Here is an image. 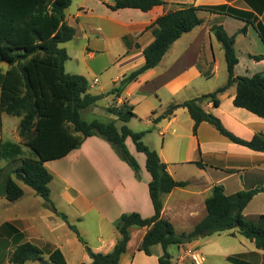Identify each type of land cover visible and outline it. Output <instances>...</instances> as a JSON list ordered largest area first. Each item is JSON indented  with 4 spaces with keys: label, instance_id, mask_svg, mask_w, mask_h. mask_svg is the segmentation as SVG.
Here are the masks:
<instances>
[{
    "label": "crops",
    "instance_id": "obj_1",
    "mask_svg": "<svg viewBox=\"0 0 264 264\" xmlns=\"http://www.w3.org/2000/svg\"><path fill=\"white\" fill-rule=\"evenodd\" d=\"M164 1L169 3L167 7L156 6L145 12L135 8L113 10L112 0H72L66 10V22L76 34L74 39L63 43L70 56L65 70L84 76L91 94L106 95L101 100L113 96L114 106H106L107 109L132 108L136 117L126 124L132 131L144 132L143 139L149 134L158 138V142L153 143L157 148L152 149L158 152L176 181L188 182L186 187L175 188L162 197L163 218L174 225L177 234L191 231L206 218V201L216 186H222L229 196L261 189L244 211L246 218L254 220L264 214V152L233 142L208 122L201 123L194 133L195 122L189 111L178 105L211 94L228 82L225 50L211 32L214 26H222L229 36L235 37L239 59L235 67L237 77L264 73V58H253L264 56V42L255 25L201 11L199 16L203 23L175 41L158 66L127 84L120 94L109 93L123 77L145 64L144 51L156 38L154 23L176 4L227 5L252 13L255 24L264 28V0ZM68 63L72 64L69 70ZM0 70L5 72L8 67L4 69L0 65ZM236 93V86H231L218 97L217 107L211 99L201 106L238 138L245 141L255 136L264 138V118L236 107ZM98 103L93 108L97 109ZM6 115L0 114V153L3 143H12L21 146L23 155L16 161L0 158V264H12L13 253L26 243L41 249L46 261L59 250L67 264H91L85 246L69 224L77 227L94 253L108 254L120 239L117 223L122 215L154 216L149 189L152 176L147 170L146 154L137 150L131 137L126 139L130 153L140 166L137 173L110 142L91 136L67 156L45 164L53 176L49 184L51 200L57 211L67 216L69 223L66 222L31 187L16 178L14 171L21 165L22 158L32 156V150L22 143L19 135L21 118L5 120ZM108 119L116 121L119 128L124 125L111 113ZM199 162L204 166H199ZM10 175L24 190V195L15 202L6 197ZM147 231V227L130 228V240L118 264H158L164 253L160 245L153 246L150 255L139 250ZM217 234L241 235L237 230ZM200 241L177 246L176 256L170 253V247L172 263L192 264L186 251L200 250ZM240 244L243 251L238 254L239 259L246 264H264V250L247 238Z\"/></svg>",
    "mask_w": 264,
    "mask_h": 264
},
{
    "label": "trees",
    "instance_id": "obj_2",
    "mask_svg": "<svg viewBox=\"0 0 264 264\" xmlns=\"http://www.w3.org/2000/svg\"><path fill=\"white\" fill-rule=\"evenodd\" d=\"M112 1L114 5L110 7L113 10L135 8L147 12L156 6L169 5L164 0ZM71 2L72 0H0V63L8 65L7 71L0 72V114L21 118L19 135L22 143L32 150V156L22 158L21 165L14 171L16 178L31 187L54 212L68 222L67 216L59 213L51 200L49 184L53 176L45 164L67 156L79 148L86 138L100 136L110 142L121 158L138 173L140 166L126 145V139L131 137L137 150L147 156V170L152 176L149 189L155 214L151 218H143L138 213L122 215L117 223L120 239L113 252L108 254L94 253L77 227L69 224L85 246L92 259L91 264H118L126 251L130 228L133 226L148 228L139 250L150 255L153 246L160 245L163 248L164 253L158 264H176L172 263V256L168 251L172 246L192 243L201 237L230 230H237L254 242L258 249L264 250V214L254 220L244 215L245 209L261 189L229 196L222 186L214 187L212 195L206 201V218L191 231L179 235L174 225L163 218L162 197L175 188L186 187L188 182L176 181L158 152L143 142L145 133L134 132L126 125L136 117L132 108L107 109L109 113L117 116L118 121L124 123L121 128L116 125V121H87L82 118L84 110L95 106L106 95L91 94L89 82L84 76L69 74L65 70L70 56L61 44L71 41L76 34L75 29L66 22V10ZM201 11L227 15L251 23L255 25L264 42V28L255 24L256 19L252 13L227 5L203 7L176 4L154 23L153 27L157 29L156 38L144 51L145 64L123 77L109 94H120L127 84L158 66L175 41L203 23L199 16ZM211 32L225 50L228 82L215 92L188 100L178 107L189 111L195 122L194 133L201 123L208 122L233 142L264 152V138L255 136L251 141L238 138L224 127L219 118L206 112L201 106L202 102L211 99L217 107L218 97L235 85L237 93L234 105L264 118V73L252 77H237L235 67L239 59L235 50V37L229 36L222 26H214ZM253 58L261 60L264 56ZM22 155L20 145L3 143L1 146V159L16 161ZM197 164L204 166L200 162ZM23 195V188L10 175L6 184L7 199L15 202ZM229 260L235 264H246L239 257L232 256ZM27 261L67 264L61 251H54L50 255V261H46L41 249L31 243L19 246L10 258L12 264H25Z\"/></svg>",
    "mask_w": 264,
    "mask_h": 264
},
{
    "label": "rangeland",
    "instance_id": "obj_3",
    "mask_svg": "<svg viewBox=\"0 0 264 264\" xmlns=\"http://www.w3.org/2000/svg\"><path fill=\"white\" fill-rule=\"evenodd\" d=\"M61 47H65V44H63ZM0 65L6 69L8 67L5 63H0ZM72 65L71 63L67 64V70H69V66ZM0 72H3L0 70ZM114 97L111 96L108 98V100H101L98 103L97 109L91 107L82 112V118L87 121H93V120H101L103 122H109L108 119L109 113L105 111L106 106H114ZM107 110V108H106ZM5 120H12V121H18L19 119L12 116H5ZM153 132L155 129H152ZM151 130V131H152ZM150 133V131H149ZM155 133V132H154ZM149 137V139H148ZM151 137V138H150ZM147 139V140H146ZM151 140V141H149ZM156 140V141H155ZM161 140V139H160ZM143 142L149 146L151 149H155L157 147H154L153 143L158 142V138L155 135H147L145 139H143ZM159 144V143H158ZM35 156V155H33ZM31 191V190H30ZM254 209V207H252ZM243 238L241 235L237 236H230L227 234H213L209 236H204L199 238L200 244L199 249L203 252V254L206 256V262L204 264H235L233 261L229 260V257H238V254L243 251V248H241L240 241ZM178 252L177 246H172L170 248V253L173 256H176L175 253Z\"/></svg>",
    "mask_w": 264,
    "mask_h": 264
},
{
    "label": "built area",
    "instance_id": "obj_4",
    "mask_svg": "<svg viewBox=\"0 0 264 264\" xmlns=\"http://www.w3.org/2000/svg\"><path fill=\"white\" fill-rule=\"evenodd\" d=\"M186 255L191 259L192 264H204L206 262V256L198 249H189L186 251Z\"/></svg>",
    "mask_w": 264,
    "mask_h": 264
}]
</instances>
